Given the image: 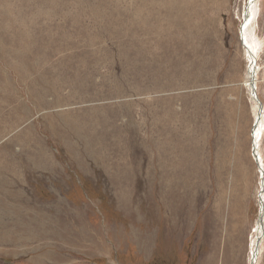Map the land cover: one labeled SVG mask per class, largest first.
<instances>
[{"label":"rangeland","instance_id":"374dc122","mask_svg":"<svg viewBox=\"0 0 264 264\" xmlns=\"http://www.w3.org/2000/svg\"><path fill=\"white\" fill-rule=\"evenodd\" d=\"M248 2L0 0V264L250 263Z\"/></svg>","mask_w":264,"mask_h":264},{"label":"bare ground","instance_id":"6f19581e","mask_svg":"<svg viewBox=\"0 0 264 264\" xmlns=\"http://www.w3.org/2000/svg\"><path fill=\"white\" fill-rule=\"evenodd\" d=\"M260 1V0H259ZM258 4V0H249L246 11H245V16H244V23L242 22V28H241V40H242V44H244V49H245V56L247 58V61L249 63V73L247 74V81L244 83L245 87L248 88V90L250 91L251 94V100L254 102V108H255V118H254V129L252 132V148L253 146L257 147L256 151L257 154L259 156V161L256 159V164L258 165V170H259V174H260V189L262 191H260V197L259 200H261V198L264 200V163L261 157V154L259 152V148H260V140H262V136H263V122H264V115L263 113H261V103L258 102V100H255V96L253 95V84L255 85L256 88V92H257V77H258V73H259V57L261 55V51H258V49L256 48V44L254 41V37H253V33H252V26L254 21L257 19L256 18V11H257V6ZM242 20V19H241ZM244 38V39H243ZM258 43V42H257ZM258 96V95H257ZM260 166L262 167V170L260 169ZM260 202V201H259ZM259 216H258V220H257V225L255 228V240L253 239V243H252V254L254 255V253L257 251V259H256V264H258V261L260 259L259 256H261V251H260V246H261V242H259V237L261 238L264 229L263 226L261 224V218H263L264 220V214L263 216L260 215V211H261V204H259ZM262 210L264 211V202H263V206H262ZM264 223V222H263ZM250 261L252 260V256H250Z\"/></svg>","mask_w":264,"mask_h":264},{"label":"water","instance_id":"95a60500","mask_svg":"<svg viewBox=\"0 0 264 264\" xmlns=\"http://www.w3.org/2000/svg\"><path fill=\"white\" fill-rule=\"evenodd\" d=\"M242 37V36H241ZM244 39V38H243ZM253 95L255 96V100H258V102H260L261 103V108H262V112H263V104H262V102L259 100V98H258V96H257V92H256V88H255V85L253 84ZM255 125V124H254ZM256 149H257V147L255 146H253V148H252V156L254 157V159H255V161H256V159L259 161V156H258V154H257V151H256ZM260 169L262 170V167L260 166ZM263 202H264V200L261 198V200H260V202H259V204H261V211H260V215L261 216H263V214H264V211L262 210V206H263ZM264 220H263V218H261V224H262V226H263V229H264ZM263 235L264 234H262V236H261V238L259 237V242L260 241H262V237H263ZM257 251L254 253V255H252V260L250 261V263L249 264H256V259H257Z\"/></svg>","mask_w":264,"mask_h":264}]
</instances>
